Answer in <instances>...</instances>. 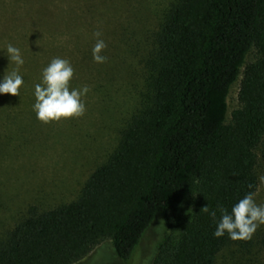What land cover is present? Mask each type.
Masks as SVG:
<instances>
[{"label":"trees","instance_id":"16d2710c","mask_svg":"<svg viewBox=\"0 0 264 264\" xmlns=\"http://www.w3.org/2000/svg\"><path fill=\"white\" fill-rule=\"evenodd\" d=\"M149 7L156 19L145 28L146 0H0V22L10 32L46 42L53 54L80 55L81 64L96 63L97 39L106 45L101 55L114 49L107 25L123 42L122 54L138 58L148 86L141 108L77 197L46 210L30 206L0 241V264H72L107 239L127 261L158 216L165 232L152 264H216L224 248L252 243L226 232L214 237L216 221L202 207L220 204L230 212L259 187L264 0H168L157 7L150 1ZM3 51L0 59L9 62ZM23 54L24 63L39 66L34 54ZM238 79V106L227 119Z\"/></svg>","mask_w":264,"mask_h":264},{"label":"rangeland","instance_id":"374dc122","mask_svg":"<svg viewBox=\"0 0 264 264\" xmlns=\"http://www.w3.org/2000/svg\"><path fill=\"white\" fill-rule=\"evenodd\" d=\"M150 1L157 7L168 0H146L148 9L140 20L145 28L152 27L156 19L149 7ZM108 29L106 25V42L114 49L106 51L104 66L89 61L81 64L80 55H71L65 50L53 54L46 42L19 36L0 22V57L5 46L12 43L20 49L22 57H29L23 52L34 54L33 60L39 64V68H34L25 62L19 68L24 82L18 97L0 96V241L30 206L46 210L75 199L89 174L115 148L122 129L141 108L148 93L145 71L136 62L138 58L122 54L123 42L108 34ZM57 38L67 40L62 33ZM254 55L255 49H252L247 61ZM54 57L68 60L73 67L70 90L87 86L89 91L81 97L86 109L82 116L45 124L35 118L33 92L34 85L41 82L42 69ZM8 61L0 59V77L16 67ZM238 86L239 79L229 91L227 119L238 106ZM257 168L259 187L253 198L259 205L264 204V182H261L264 163H259ZM164 232L158 216L129 260L119 258L107 239L72 264H152ZM263 237L264 225H260L250 245L232 244L224 248L216 264H264V247L260 244Z\"/></svg>","mask_w":264,"mask_h":264},{"label":"clouds","instance_id":"9594fccd","mask_svg":"<svg viewBox=\"0 0 264 264\" xmlns=\"http://www.w3.org/2000/svg\"><path fill=\"white\" fill-rule=\"evenodd\" d=\"M94 36L100 37V32H95ZM106 47L103 39H97L92 48V58L96 63H104L106 57L101 55L102 49ZM8 59L15 64V68L8 74L0 77V96L8 94L11 97L19 96L20 86L23 78L19 73V68L24 64V59L19 48L12 43L5 46ZM73 67L66 59L54 57L46 67L42 69L41 82L34 85V103L32 109L35 118L45 124L51 121H59L64 118L80 117L85 112V104L81 97L89 91L87 86L79 89L69 87L73 77ZM264 182V177H261ZM253 192L246 193L239 199L229 212L222 205L217 204L210 209L208 205L202 210L209 217L216 221L214 237L224 236L225 232L231 240L248 241L252 238L257 227L264 225V204H257L254 201ZM217 212L219 219L217 221Z\"/></svg>","mask_w":264,"mask_h":264}]
</instances>
